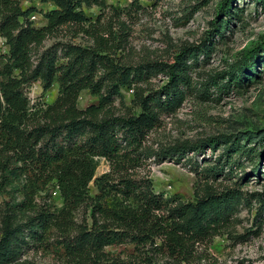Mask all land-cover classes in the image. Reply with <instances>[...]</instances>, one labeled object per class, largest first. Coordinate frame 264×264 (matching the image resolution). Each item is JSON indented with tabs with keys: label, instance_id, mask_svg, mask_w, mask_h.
<instances>
[{
	"label": "trees",
	"instance_id": "16d2710c",
	"mask_svg": "<svg viewBox=\"0 0 264 264\" xmlns=\"http://www.w3.org/2000/svg\"><path fill=\"white\" fill-rule=\"evenodd\" d=\"M41 1L55 8L44 13L47 24L37 28L30 20L37 9L23 10L20 0H0V38L9 47L7 55H0L6 60L0 69V187L23 177L34 181L33 185L56 182L63 206L38 207L29 195L8 204L0 226V264H28L21 261L22 255L53 230L63 236L66 254L77 264H160L158 255L170 260L163 264L200 262L198 246L210 243L227 229L245 202L239 184L219 191L205 183L194 201L185 202L156 194L150 181L124 178L118 186L106 180L110 174L96 177V172L102 159L117 167L153 155L176 157L179 162L189 151L217 148L220 139L180 144L158 153L147 151L145 143L161 126L162 116L176 114L189 94L200 92L192 73L201 56L211 57L215 38H225L229 26L222 18L240 19L239 8H234L233 0H226L209 39L201 45L181 47L172 61L147 60L128 66L119 56L124 46L117 33L101 30L85 13L86 7L102 5L101 0ZM258 2L264 5V0ZM65 26L79 28L78 33H85L93 45L56 43L36 55L35 50ZM260 51L243 57L221 82L212 80L202 89L201 98L211 100L210 87L229 93L253 83ZM160 75L167 82L155 89L151 80ZM38 80L44 90L58 83L59 95L53 104L31 105L24 88ZM122 89L134 90L132 104L138 113H114L112 106L122 99ZM84 90L97 95L99 102L81 110L78 100ZM224 142L230 162L239 149L229 140ZM224 166L206 167L201 172L206 180H215L225 174ZM92 182L102 192L118 190L133 205L106 206L98 197H91ZM83 205L91 206V222L76 226L74 213ZM72 231H76L74 237ZM123 243L133 244L140 253L125 261L106 258V247Z\"/></svg>",
	"mask_w": 264,
	"mask_h": 264
},
{
	"label": "rangeland",
	"instance_id": "374dc122",
	"mask_svg": "<svg viewBox=\"0 0 264 264\" xmlns=\"http://www.w3.org/2000/svg\"><path fill=\"white\" fill-rule=\"evenodd\" d=\"M101 2L102 5L85 8L87 17L92 24L99 23L100 29L106 33L110 30L116 32L124 46L119 51L123 63L137 66L147 60L172 61L181 47L201 45L209 39L214 24L223 15L226 0ZM233 4L234 8L240 10V19L222 18L229 26L225 30V38H215L211 57L205 59L201 56L199 65L192 73L193 83L200 92L189 94L176 114L162 116L161 126L149 134L145 143L147 151L158 153L180 144L197 145L220 139L217 148L208 146L197 152L189 151L186 158L179 162L176 157L159 159L153 155L130 160L117 167L102 159L96 172V177L110 174L106 180L118 186H121L119 181L124 178H131L138 183L150 181L156 194L165 199L185 202L194 201L196 193L201 191L205 183L219 191L236 187L234 183L239 184L237 187L241 188L245 202L239 206L233 223L227 229L210 243L198 246L202 260L195 264H264V5L258 0H233ZM20 5L23 10L37 9L30 17L37 28L47 24L44 13L55 8L53 4L41 0H20ZM78 32L79 28L74 26L61 28L56 36L48 38L40 49L35 50L36 55L56 43L91 47L93 40L85 33ZM256 49H261V56L257 59L258 73L253 83L229 93L217 92L210 87L211 100L204 101L201 98L203 88L208 87L214 79L221 82L228 77L231 67ZM8 51L6 40L0 38V55H7ZM5 63L6 60L0 57V69ZM166 82V78L160 75L151 80V85L156 89ZM59 90L57 82L44 90L43 83L38 80L26 85L24 93L31 105L39 107L53 104ZM121 93L122 99H116L113 103L114 113H138L139 110L132 104L134 90L122 89ZM98 102L97 95L84 90L80 94L78 108L85 110ZM225 140L239 149L230 162H227L224 152ZM214 166H224L225 174H220L215 180H206L207 176L201 170ZM33 182L23 177L12 185L0 187V226L8 204L23 201L25 195L33 197L38 207L51 205L52 209L62 208L63 200L56 182L48 185L39 182L33 185ZM117 191L102 192L94 182L90 184L91 197H98V201L106 206L122 202L132 204L131 200H125V196ZM90 213L91 206L79 207L74 213L76 226L85 221L90 223ZM70 234L74 237L76 231ZM62 242L63 236L53 230L43 242L28 248L21 261H27L28 264H77L67 256ZM104 251L107 253L106 258L124 261L140 253L131 243L108 246ZM156 259L160 264L170 261L162 255L156 256Z\"/></svg>",
	"mask_w": 264,
	"mask_h": 264
}]
</instances>
